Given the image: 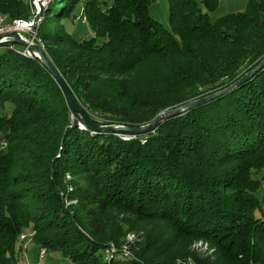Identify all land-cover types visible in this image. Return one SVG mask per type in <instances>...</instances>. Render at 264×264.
<instances>
[{"label": "trees", "instance_id": "obj_1", "mask_svg": "<svg viewBox=\"0 0 264 264\" xmlns=\"http://www.w3.org/2000/svg\"><path fill=\"white\" fill-rule=\"evenodd\" d=\"M32 1L0 0V18L30 20ZM156 1L42 7L41 50L93 122L149 124L264 59V0L215 19L220 0H167L168 28ZM19 46L0 45V264L21 262L25 233L69 264H264V67L131 136L85 126Z\"/></svg>", "mask_w": 264, "mask_h": 264}, {"label": "water", "instance_id": "obj_2", "mask_svg": "<svg viewBox=\"0 0 264 264\" xmlns=\"http://www.w3.org/2000/svg\"><path fill=\"white\" fill-rule=\"evenodd\" d=\"M10 40H8L7 43H18L22 46L28 47L35 55V57L42 63V65L56 78L58 81L60 87L62 88L67 101L69 103V106L71 107L72 111L79 115L82 119V123L87 126L90 130L96 132V133H112V134H127L131 136H138V135H144L149 132H153L162 122H164L168 117L180 114L183 112L187 107L190 106H197L200 104L208 103L211 100H214L217 97H220L235 87L245 83L248 81L252 75L260 71L264 67V59L258 64L257 67L249 70L245 75L234 82L233 84L229 85L227 88L212 93L206 97L196 99L194 101L188 102L180 107H177L173 110H167L162 112L157 116L155 120L150 122L149 124L142 125V126H135V127H128L124 125H100L95 122H93L90 117L78 106L75 96L71 90V88L68 86L67 82L54 70V68L51 66L49 61L47 60L44 52L40 49V46L38 44H28L25 40L21 38L19 34H15L12 36H9ZM2 36H0V45L4 44L2 42Z\"/></svg>", "mask_w": 264, "mask_h": 264}, {"label": "rangeland", "instance_id": "obj_3", "mask_svg": "<svg viewBox=\"0 0 264 264\" xmlns=\"http://www.w3.org/2000/svg\"><path fill=\"white\" fill-rule=\"evenodd\" d=\"M23 1L28 2L29 0H23ZM103 1H107L108 5H111L113 0H103ZM197 1L200 2L201 0H197ZM32 2L35 4V6H37V5L39 6V3H38L39 0H33ZM47 2L45 1L43 5H46ZM247 3H248V0H220L219 8L215 12H213L211 14V16L215 19V18H218V17H220L224 14H227V13L243 12V11H245ZM168 7H169V5H168L167 0H157L150 8V14L157 21H159L163 25L164 28H168V25H169L168 24ZM78 14H80V12ZM32 16H33V14L31 13L30 17H32ZM35 16H36V14L30 20H33L35 18ZM36 17H38V16H36ZM68 28L71 31L72 36H74L75 38H80V37L84 36L86 33H89L87 26L81 25V24L77 25V22L68 23ZM38 29H39V27L37 28V31H38ZM37 42H38V39H37ZM38 44L41 47L39 42H38ZM19 47L24 48V46H22V45H20ZM81 129H84V128L81 127ZM260 174H264V172H260ZM261 176L262 175H259L258 177H261ZM263 185H264V181L262 184V189H263ZM262 191L264 193V190H262ZM261 196L263 197V195H261ZM262 209L264 211V203L262 205ZM256 214L260 215L259 212H257ZM137 238H138L137 235H130L129 234L127 236L126 240L128 242L129 241L131 242L132 240L134 241ZM22 239H23V241L21 242V245H22V247H21L22 248L21 258H22V260H21V262H19V264H24L23 258L27 262H29V264H53V262H51V259L53 257H55V258L59 257V256L49 254V255H46L41 260L39 258L37 259L38 249L34 245V243L32 242L29 234L25 233V236H22ZM111 251H113V249ZM57 261H58V263H54V264H69L68 261L60 262L61 257H59L57 259Z\"/></svg>", "mask_w": 264, "mask_h": 264}, {"label": "built area", "instance_id": "obj_4", "mask_svg": "<svg viewBox=\"0 0 264 264\" xmlns=\"http://www.w3.org/2000/svg\"><path fill=\"white\" fill-rule=\"evenodd\" d=\"M45 1L52 0H39L38 19H40V12ZM81 22V21H80ZM35 22H0V36H2V42L7 43L10 40L9 36L19 34L23 40L28 44H38L35 38L34 32ZM39 45V44H38ZM17 53H25L26 56L35 57L34 53L26 46L22 49L16 48ZM264 190V185H263ZM44 252V251H43ZM43 252L41 254H43Z\"/></svg>", "mask_w": 264, "mask_h": 264}, {"label": "bare ground", "instance_id": "obj_5", "mask_svg": "<svg viewBox=\"0 0 264 264\" xmlns=\"http://www.w3.org/2000/svg\"><path fill=\"white\" fill-rule=\"evenodd\" d=\"M47 2V1H46ZM50 1H48L47 2V4L46 5H43L42 7H46L47 5H48V3H49ZM39 3V2H38ZM34 4V3H33ZM31 7H32V5H31ZM34 7H35V12H34V14H36V16H38V9H39V6L37 5V6H35V4H34ZM45 9V8H44ZM33 11V10H32ZM40 14H41V12H40ZM83 15V14H82ZM35 16V18L33 19V20H28V19H26V20H20V19H16V20H12V21H9L6 17H3V18H0V22L1 21H3V22H35V24H34V32H35V38L37 39V28L39 27V25L41 24V21H42V18H41V16H40V19H38V17H36ZM86 21H87V19H86V17H84L83 16V18H82V22L83 23H86ZM40 49H41V47H40ZM22 54V56H24V57H28V58H36V57H33V56H26V54L25 53H21ZM44 253V252H43ZM111 250L109 249L107 252H106V256L109 258L111 255ZM43 255V254H42ZM111 258V257H110Z\"/></svg>", "mask_w": 264, "mask_h": 264}]
</instances>
